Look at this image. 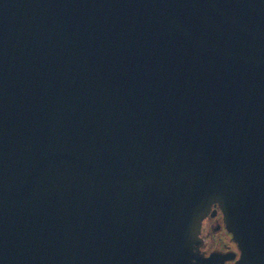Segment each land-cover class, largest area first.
<instances>
[{
	"label": "water",
	"instance_id": "water-1",
	"mask_svg": "<svg viewBox=\"0 0 264 264\" xmlns=\"http://www.w3.org/2000/svg\"><path fill=\"white\" fill-rule=\"evenodd\" d=\"M214 203L264 264V0H0V264H207Z\"/></svg>",
	"mask_w": 264,
	"mask_h": 264
},
{
	"label": "flooded vegetation",
	"instance_id": "flooded-vegetation-1",
	"mask_svg": "<svg viewBox=\"0 0 264 264\" xmlns=\"http://www.w3.org/2000/svg\"><path fill=\"white\" fill-rule=\"evenodd\" d=\"M198 251L208 258L207 264H240V250L228 231L218 204L202 220Z\"/></svg>",
	"mask_w": 264,
	"mask_h": 264
}]
</instances>
